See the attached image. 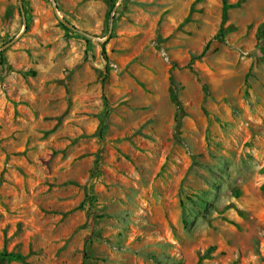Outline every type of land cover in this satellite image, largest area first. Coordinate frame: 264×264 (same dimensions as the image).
I'll use <instances>...</instances> for the list:
<instances>
[{
  "label": "rangeland",
  "instance_id": "374dc122",
  "mask_svg": "<svg viewBox=\"0 0 264 264\" xmlns=\"http://www.w3.org/2000/svg\"><path fill=\"white\" fill-rule=\"evenodd\" d=\"M0 264H264V0H0Z\"/></svg>",
  "mask_w": 264,
  "mask_h": 264
},
{
  "label": "trees",
  "instance_id": "16d2710c",
  "mask_svg": "<svg viewBox=\"0 0 264 264\" xmlns=\"http://www.w3.org/2000/svg\"><path fill=\"white\" fill-rule=\"evenodd\" d=\"M61 27H62V26H61ZM62 28H63L64 30H66V31H69L68 29H66V28H64V27H62ZM218 38H219V39H218ZM215 39H216V40H220V41L222 40L220 36H216ZM103 48H104V44L101 45V54H102V57L104 58V60H106V57H105V54H104ZM206 49H207V45L204 47V49H203V51H202V54H203V52H205ZM102 132H103V128H100V135L102 134Z\"/></svg>",
  "mask_w": 264,
  "mask_h": 264
},
{
  "label": "water",
  "instance_id": "95a60500",
  "mask_svg": "<svg viewBox=\"0 0 264 264\" xmlns=\"http://www.w3.org/2000/svg\"><path fill=\"white\" fill-rule=\"evenodd\" d=\"M51 3H52L53 10L56 11V7H55L54 3L52 1H51ZM59 21L64 27H66V28H68L70 30H75L73 27L69 26L67 23H65V22H63L61 20H59Z\"/></svg>",
  "mask_w": 264,
  "mask_h": 264
}]
</instances>
